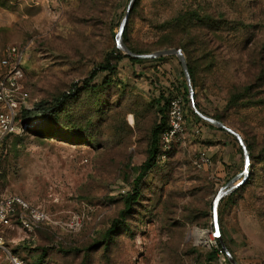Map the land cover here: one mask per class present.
I'll return each mask as SVG.
<instances>
[{"label":"rangeland","instance_id":"obj_1","mask_svg":"<svg viewBox=\"0 0 264 264\" xmlns=\"http://www.w3.org/2000/svg\"><path fill=\"white\" fill-rule=\"evenodd\" d=\"M129 1L0 0V77L6 48L26 46L18 81L31 108L82 88L108 60L116 67L95 77L101 87L80 89L64 106L65 128L53 136L17 108L16 130L0 141V199L21 195L50 223L7 231L6 249L37 264H229L221 251L210 259L218 247L213 203L225 185L246 181L220 201L219 232L238 263L264 264V0L135 1L122 41L136 50L151 53L166 47L167 35L184 37L190 12L209 26L191 58L189 102L177 56L133 62L118 46ZM162 92L183 99L184 130L111 231L133 188V167L148 157ZM195 107L239 136L204 123ZM0 264H11L2 248Z\"/></svg>","mask_w":264,"mask_h":264},{"label":"trees","instance_id":"obj_2","mask_svg":"<svg viewBox=\"0 0 264 264\" xmlns=\"http://www.w3.org/2000/svg\"><path fill=\"white\" fill-rule=\"evenodd\" d=\"M196 20H203L196 12H190V14L186 15L183 19V30L182 33L185 35L184 37H177V35H174L172 37H168L163 40L162 46H166L165 48H177L181 49L186 56L189 71L191 74L192 81L194 80L195 76V69L192 64L194 59H191L194 57V51L195 46L200 42V38H202L201 30L206 29L209 26L207 24H198ZM181 23V22H180ZM179 22L177 24H180ZM170 36V35H169ZM127 44V43H126ZM128 47L135 52L139 53H150V52H143L136 50L134 47H132L130 44H127ZM164 48V49H165ZM119 53H123L122 50L119 48L117 49ZM160 50V49H159ZM121 56V55H120ZM119 56V57H120ZM125 57L129 58L133 62H141L143 59L135 58L132 56H129L127 54H124ZM164 57H159L157 59H163ZM116 67L113 66L111 62H106L101 64L98 68H96L94 71H92L89 78H87L84 82V87L89 86L92 89L101 87L102 83H93L95 77L99 74L101 71H109L115 69ZM183 75L185 76L184 72ZM78 84H74L73 87L65 92L62 96L58 97L56 99V102L50 103L48 101H41L40 103L34 104L33 108H25L26 114L30 115L31 117H35L39 119L43 124L41 127H45L43 130V134L45 136H53L54 134L60 132L65 126L61 125V116L64 110V106L72 99L77 97L80 94V89ZM172 92H170L171 94ZM184 97L187 99V101H190V98L188 97L190 95L189 88L187 84V80H185L184 83ZM156 107H157V120L154 123L152 130H151V139H150V145L148 149V157L147 159L140 165H136L133 167V170L136 172L137 176L135 178V182L133 185V188L130 192H128L124 196V209L121 212L120 219L114 222L113 227H111V231L116 228L118 223L120 224L123 220H125L133 211V206L137 203L139 200L141 193H142V181L143 179L148 175L150 170L155 167L158 164V160L163 155L164 148L162 143V135L163 133L169 128V116H168V96L165 94V92H162L159 97L155 99ZM197 104V103H195ZM189 107L190 103H189ZM194 115H196L200 120L204 121V123L208 124V122L194 113V110H191ZM219 120V117H218ZM221 121V120H220ZM26 122V121H24ZM61 125V126H60ZM43 129V128H42ZM167 154L170 152V150L166 151ZM246 181H243L239 186L244 184ZM238 186V187H239ZM123 223V222H122ZM224 244L226 243L223 241ZM217 244L218 247H214L213 251L210 253V259L217 258L218 254L223 252L225 254V258L227 259V262L229 264L231 263L229 255L224 251L223 243L220 241L219 238H217ZM231 255V254H230ZM233 256V255H232ZM234 257V256H233ZM235 258V257H234ZM37 264V263H33Z\"/></svg>","mask_w":264,"mask_h":264},{"label":"built area","instance_id":"obj_3","mask_svg":"<svg viewBox=\"0 0 264 264\" xmlns=\"http://www.w3.org/2000/svg\"><path fill=\"white\" fill-rule=\"evenodd\" d=\"M26 46L11 45L6 48L1 59V65L6 72L0 77V141L9 133L16 130V110L19 106L31 108L28 103L29 93L19 84ZM168 96L169 128L162 135L164 153L166 157L171 148L174 137L184 130L183 99L174 93ZM26 124V122H25ZM203 163L209 162L206 153H201ZM50 223V214L40 206L34 205L18 194L5 195L0 199V248L8 252L11 264H33L13 254L6 249L3 239L4 233L12 230L34 232L44 224Z\"/></svg>","mask_w":264,"mask_h":264},{"label":"water","instance_id":"obj_4","mask_svg":"<svg viewBox=\"0 0 264 264\" xmlns=\"http://www.w3.org/2000/svg\"><path fill=\"white\" fill-rule=\"evenodd\" d=\"M136 0H130L126 9V13H125V17L124 20L121 24V28H120V32L118 35V46L125 52V54L135 57V58H140V59H146V58H158L161 56H165V55H175L179 58L182 68H183V72L185 74L186 80H187V84H188V88H189V93L190 96L193 97V88H192V79H191V74L189 71V67H188V63H187V59L186 56L184 55L183 51L181 49H177V48H165V49H160L151 53H139V52H135L132 51L128 45L126 43H124L122 41V34L125 28V25L128 22L130 13L132 11V8L135 4ZM195 106V104H194ZM196 113L202 117L203 119H205L206 121L213 123L214 125H216L219 128L225 129L227 131H229L230 133L239 136L237 132H235L232 128L228 127L227 125H225L222 121L211 117L207 114L202 113L199 109H197L196 107L194 108ZM248 161H247V167H248ZM240 185V183L237 184H231L228 183L227 185H225L221 191L218 193L217 197L214 200L213 203V213H214V223H215V233L218 231L219 232V221H218V207H219V203L222 200V198L230 193L231 191H233L235 188H237ZM220 233V232H219ZM217 236V235H216ZM220 241L223 243V246L225 247V244L222 240V236L219 234V236H217ZM228 255L230 257L231 263L232 264H240L238 263V261L232 256L230 255V253L228 252Z\"/></svg>","mask_w":264,"mask_h":264},{"label":"snow or ice","instance_id":"obj_5","mask_svg":"<svg viewBox=\"0 0 264 264\" xmlns=\"http://www.w3.org/2000/svg\"><path fill=\"white\" fill-rule=\"evenodd\" d=\"M219 234H220V233H219L218 231L215 233V235H217V236H219Z\"/></svg>","mask_w":264,"mask_h":264},{"label":"crops","instance_id":"obj_6","mask_svg":"<svg viewBox=\"0 0 264 264\" xmlns=\"http://www.w3.org/2000/svg\"><path fill=\"white\" fill-rule=\"evenodd\" d=\"M1 106V105H0Z\"/></svg>","mask_w":264,"mask_h":264}]
</instances>
